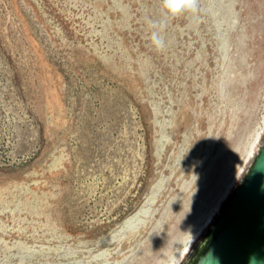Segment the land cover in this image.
I'll return each mask as SVG.
<instances>
[{"label": "rangeland", "instance_id": "374dc122", "mask_svg": "<svg viewBox=\"0 0 264 264\" xmlns=\"http://www.w3.org/2000/svg\"><path fill=\"white\" fill-rule=\"evenodd\" d=\"M263 144L264 0H0V264H187Z\"/></svg>", "mask_w": 264, "mask_h": 264}, {"label": "water", "instance_id": "95a60500", "mask_svg": "<svg viewBox=\"0 0 264 264\" xmlns=\"http://www.w3.org/2000/svg\"><path fill=\"white\" fill-rule=\"evenodd\" d=\"M187 264H264V144Z\"/></svg>", "mask_w": 264, "mask_h": 264}, {"label": "bare ground", "instance_id": "6f19581e", "mask_svg": "<svg viewBox=\"0 0 264 264\" xmlns=\"http://www.w3.org/2000/svg\"><path fill=\"white\" fill-rule=\"evenodd\" d=\"M261 134V130L258 128L255 132V137L252 139V141L250 142V148L247 151L246 157L241 161V163L239 164L237 170L235 171L232 179L227 183V185L225 186V188L223 189L222 193H220L219 197L216 199V202L214 204V206L211 208V210L207 213L206 215V220L211 219L213 217L214 214H216L219 210V207L221 205V201L224 199V197L227 195L229 188L231 186V184L240 176V174L242 173V171L245 168V164L247 161V158L249 157V155L252 154L254 147L257 143L258 138L260 137Z\"/></svg>", "mask_w": 264, "mask_h": 264}, {"label": "clouds", "instance_id": "9594fccd", "mask_svg": "<svg viewBox=\"0 0 264 264\" xmlns=\"http://www.w3.org/2000/svg\"><path fill=\"white\" fill-rule=\"evenodd\" d=\"M163 2L165 7L173 15L182 10L190 9L193 6V0H163ZM150 39L157 49H163L165 47V39L159 30H153Z\"/></svg>", "mask_w": 264, "mask_h": 264}]
</instances>
